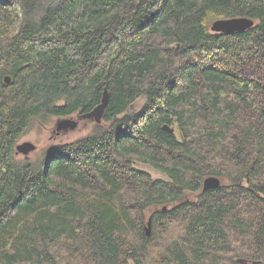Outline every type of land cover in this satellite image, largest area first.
<instances>
[{"label":"trees","instance_id":"1","mask_svg":"<svg viewBox=\"0 0 264 264\" xmlns=\"http://www.w3.org/2000/svg\"><path fill=\"white\" fill-rule=\"evenodd\" d=\"M55 2L0 0V264H264V0ZM104 89L94 132L16 162Z\"/></svg>","mask_w":264,"mask_h":264},{"label":"rangeland","instance_id":"2","mask_svg":"<svg viewBox=\"0 0 264 264\" xmlns=\"http://www.w3.org/2000/svg\"><path fill=\"white\" fill-rule=\"evenodd\" d=\"M62 0H56L54 6H59ZM142 105V101L139 100L134 106L133 110H137ZM73 119L77 120V116H71ZM69 118V117H67ZM62 118H50L41 117L33 120L30 124L28 131L20 139L18 143L31 142L36 146V149L31 152L28 156L17 155L15 157L18 164H24L29 160V162H36L41 159L44 155L49 153V151L56 145H64L75 142L81 138L90 135L96 130L97 124L94 121L88 120H78L77 126L71 130H60L62 133L58 132L56 127V121ZM136 167L144 172L149 173L154 179L160 178L164 179V175L157 172L148 165L136 162Z\"/></svg>","mask_w":264,"mask_h":264},{"label":"water","instance_id":"3","mask_svg":"<svg viewBox=\"0 0 264 264\" xmlns=\"http://www.w3.org/2000/svg\"><path fill=\"white\" fill-rule=\"evenodd\" d=\"M254 25L253 20L247 18H234L215 21L211 24V32L213 33H233L243 32ZM8 81V78L6 79ZM108 93L104 89L101 103L95 107L92 111L79 116V120L94 121L97 125L101 124L104 115V108L107 104ZM78 124L77 120L72 117L62 118L56 121V129L60 130H73ZM36 149V146L31 142L18 143L15 148V155L28 156ZM221 185L220 180L217 177L210 176L203 180V191L217 189ZM165 209V208H163ZM150 233V223L148 222L146 235Z\"/></svg>","mask_w":264,"mask_h":264},{"label":"flooded vegetation","instance_id":"4","mask_svg":"<svg viewBox=\"0 0 264 264\" xmlns=\"http://www.w3.org/2000/svg\"><path fill=\"white\" fill-rule=\"evenodd\" d=\"M75 116H77V118H78V120H79V116H80V115H75ZM79 122H80V120H79ZM54 133H56V134L58 133V134H59V133H62V132H59V131L56 132V131H55Z\"/></svg>","mask_w":264,"mask_h":264}]
</instances>
